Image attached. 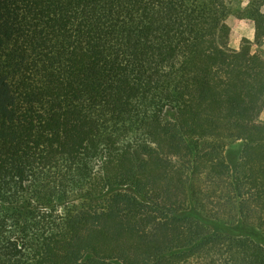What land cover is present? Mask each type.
Masks as SVG:
<instances>
[{"label": "trees", "instance_id": "obj_1", "mask_svg": "<svg viewBox=\"0 0 264 264\" xmlns=\"http://www.w3.org/2000/svg\"><path fill=\"white\" fill-rule=\"evenodd\" d=\"M230 10L0 0V264H264V61Z\"/></svg>", "mask_w": 264, "mask_h": 264}, {"label": "rangeland", "instance_id": "obj_2", "mask_svg": "<svg viewBox=\"0 0 264 264\" xmlns=\"http://www.w3.org/2000/svg\"><path fill=\"white\" fill-rule=\"evenodd\" d=\"M251 1L257 2L259 11L264 15L263 0H229L231 12L226 19L230 29L228 44L236 55L246 50L253 61L262 62L264 61V34L257 32L253 22L243 15V11ZM171 116L172 114H167V117ZM257 123L264 124V105L259 110ZM241 148V143L236 142L225 149L224 158L230 172L233 171L239 159ZM261 241L264 242V240Z\"/></svg>", "mask_w": 264, "mask_h": 264}]
</instances>
